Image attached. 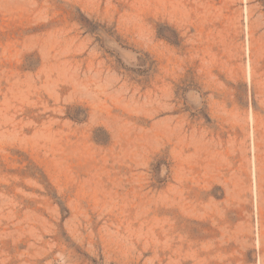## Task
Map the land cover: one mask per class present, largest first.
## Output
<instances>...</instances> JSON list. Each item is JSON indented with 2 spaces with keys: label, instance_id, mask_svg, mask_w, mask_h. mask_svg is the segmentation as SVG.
Here are the masks:
<instances>
[{
  "label": "rangeland",
  "instance_id": "1",
  "mask_svg": "<svg viewBox=\"0 0 264 264\" xmlns=\"http://www.w3.org/2000/svg\"><path fill=\"white\" fill-rule=\"evenodd\" d=\"M0 264H264V0H0Z\"/></svg>",
  "mask_w": 264,
  "mask_h": 264
}]
</instances>
